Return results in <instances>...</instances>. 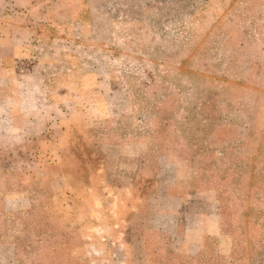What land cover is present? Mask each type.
Listing matches in <instances>:
<instances>
[{
  "label": "rangeland",
  "instance_id": "1",
  "mask_svg": "<svg viewBox=\"0 0 264 264\" xmlns=\"http://www.w3.org/2000/svg\"><path fill=\"white\" fill-rule=\"evenodd\" d=\"M47 4L55 105L0 79V264H264V0ZM175 178L221 216L201 252L123 247L127 205Z\"/></svg>",
  "mask_w": 264,
  "mask_h": 264
},
{
  "label": "crops",
  "instance_id": "2",
  "mask_svg": "<svg viewBox=\"0 0 264 264\" xmlns=\"http://www.w3.org/2000/svg\"><path fill=\"white\" fill-rule=\"evenodd\" d=\"M49 1L0 0V79L6 75L16 77L17 84L21 86V92L17 93L16 100L21 108L33 105L37 100L44 101L47 106L55 105L48 91V72L46 79L40 82L46 88L44 98L38 96L36 89V84H39L37 81L39 73L44 74L39 69L36 54L37 43L43 40L39 38L41 26L38 22V13L47 12L44 14L48 15ZM3 89L0 81V93ZM26 89L31 92L35 90L34 97L31 94L28 98L24 93ZM0 104H3L2 100ZM24 116L27 118L28 115ZM3 118V113H0V119ZM125 166L127 171H143V167L135 169L130 165ZM178 183V178L169 182L158 180L156 189L151 194L136 195L137 204L127 205L129 215L126 217L121 215L117 224L123 229L121 230L123 247H144L146 250L151 243L160 242L158 236L163 235L174 238L176 236L180 240L178 250L189 257L197 256L201 252L210 233L208 230L219 228L221 216L215 210L216 203L208 192H186L179 188ZM132 194L135 196V193Z\"/></svg>",
  "mask_w": 264,
  "mask_h": 264
}]
</instances>
